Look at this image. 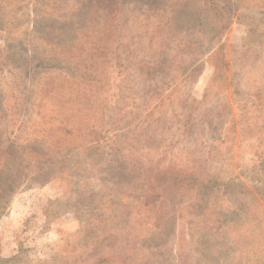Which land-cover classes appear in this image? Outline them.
<instances>
[{"label": "rangeland", "instance_id": "374dc122", "mask_svg": "<svg viewBox=\"0 0 264 264\" xmlns=\"http://www.w3.org/2000/svg\"><path fill=\"white\" fill-rule=\"evenodd\" d=\"M7 184L0 264H264V0H0Z\"/></svg>", "mask_w": 264, "mask_h": 264}, {"label": "trees", "instance_id": "16d2710c", "mask_svg": "<svg viewBox=\"0 0 264 264\" xmlns=\"http://www.w3.org/2000/svg\"><path fill=\"white\" fill-rule=\"evenodd\" d=\"M109 12L110 13L108 14V17H110L112 14L111 10ZM105 14H107V13L105 12ZM48 95H51V93H49ZM17 121H18V118H16L15 114H12L10 116V123H11L13 130L15 129V127L17 125ZM88 130H90V131L88 132ZM77 139H78L77 141H74L75 145L89 146V147L93 146V145L95 146L100 141L98 134L94 131V128H89V127L82 125V124L79 125V136ZM28 150H30V152L35 154V155H40L37 152H33L34 150H32L31 147H29ZM10 156L12 157V155H10ZM4 163H5V160H4L3 164ZM6 165L7 164L5 163L3 166L5 167ZM8 188H10V184L0 186V203L3 202L2 201L3 198H7V197H3V196L7 195L10 192V190Z\"/></svg>", "mask_w": 264, "mask_h": 264}]
</instances>
